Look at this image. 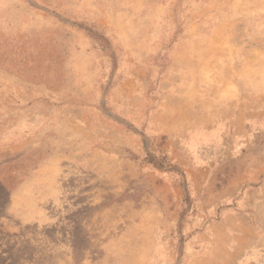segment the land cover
Returning a JSON list of instances; mask_svg holds the SVG:
<instances>
[{
  "label": "rangeland",
  "instance_id": "rangeland-1",
  "mask_svg": "<svg viewBox=\"0 0 264 264\" xmlns=\"http://www.w3.org/2000/svg\"><path fill=\"white\" fill-rule=\"evenodd\" d=\"M0 264H264V0H0Z\"/></svg>",
  "mask_w": 264,
  "mask_h": 264
}]
</instances>
